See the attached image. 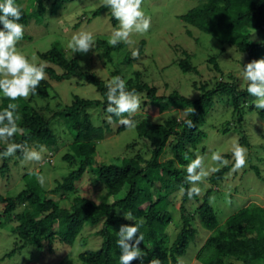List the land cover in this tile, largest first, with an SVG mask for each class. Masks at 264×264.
Wrapping results in <instances>:
<instances>
[{"label": "trees", "instance_id": "16d2710c", "mask_svg": "<svg viewBox=\"0 0 264 264\" xmlns=\"http://www.w3.org/2000/svg\"><path fill=\"white\" fill-rule=\"evenodd\" d=\"M20 1L14 0L16 4ZM35 1L37 9L31 13L23 7L21 9L22 19L19 22L24 26L32 14L36 17V22L40 23L48 9L47 3H50L49 14L53 15L65 2L71 0ZM3 2L4 0H0V3ZM105 11L109 14L111 24L117 27L118 21L107 7L101 5L92 15L94 17ZM180 19L210 34L223 47L234 46L237 51L244 54L248 62L264 58V0H198L195 6L180 15ZM2 27L0 24V28ZM252 34L258 38L254 39ZM27 37L24 34L22 38ZM144 42V39L138 42L140 56L143 54ZM95 44L102 50L107 62H111L112 52L123 47L122 42L113 47L106 40L99 38ZM183 53V58L174 61L179 69L182 72L199 74L197 66L190 60V54L187 51ZM39 58L41 62L47 64L45 69L47 78L41 81L35 93L30 94L28 99L10 101L0 93V111H3L8 103H16L17 113L21 117L18 124L24 132L14 136L11 142L27 145L31 143L36 147L40 145L49 147L57 143V136L50 123L54 118H63L74 131V138L62 159L70 165L76 164L77 167L48 190L41 188L36 178L37 172L34 171L22 175L25 185L16 195L0 194L2 207L0 224L11 220L17 223L11 228L17 240L1 259L11 257L27 245L37 249L46 248L50 252L53 250L52 244L55 240L71 245L85 224L95 226L100 223L101 227L95 233L102 238L101 246L98 249L83 250L79 253L78 259L81 264H120V249L117 247V232L120 226L143 221L140 224V233L144 239L140 248L145 255L142 262L134 260L132 264H148L149 260L157 258L161 264H179V257L186 253L189 243L195 238L197 230L193 220L197 219L203 228L210 231L196 253V259L200 264H264V205L250 202L229 215L223 225L219 226L216 212L209 203L214 188L212 185L205 187L201 196H193L192 199L188 198L186 191L181 193L178 210L180 229L173 241L166 232V227L173 216L168 198L182 187L185 190L190 187L185 182L186 167L190 159L195 158L193 150L206 137L202 126L216 101L225 99L228 110H231L232 117L223 123L222 133H228L232 128L233 132L242 137L240 145L250 147L248 136L243 132L245 110L256 113L259 121L264 122V110L256 109L254 107L256 98L247 93L248 81L242 87L238 85L233 75L231 79L224 80L223 71L215 56H209L208 61L214 73L221 77L218 80L216 77L214 82L200 80L194 82L193 87L198 90L196 96H185L178 90L169 93L159 92L156 85L142 79L140 70H135L134 77L127 80L126 85L128 90H135L140 95L142 108L146 105L157 107L161 113L168 111L169 108H176L183 111V115L179 118L169 116L162 121L152 120L145 111L133 116L132 119L137 122L135 127L137 136L149 145L150 156L145 158L137 152L129 157H123L119 163L111 162L95 167L96 180L106 188L108 194L115 195L125 188L123 196L110 203H96L90 198L75 195L68 207H62L52 194L65 195L77 192L76 183L95 156L96 141L103 139L106 132L111 130L106 121L102 126H94L87 111L92 105H100L106 113L107 87L94 72L80 69L77 58H68L65 49L56 42L48 50L39 53ZM134 60L132 54L127 53L123 62L130 64ZM56 67L61 72H57ZM112 75L123 78L118 70ZM72 77L94 85L102 99H84L75 95L69 105L55 111L48 118L41 110L31 105V100L35 96L43 99L49 97L50 84L47 79L60 81ZM190 108L195 109V114L185 115L186 110ZM119 119L120 117L113 116L112 121L116 122ZM186 119H191L194 126L189 128L184 123ZM124 129L126 127L119 125L116 132ZM5 148L4 142L0 141V153ZM166 149L170 155L161 161L160 157ZM185 153L190 159L184 158ZM222 155L225 160L230 158V153ZM252 155L257 159L256 154L252 152L248 157ZM15 156L23 158L19 151ZM214 164L220 171L210 174L211 184L231 169L230 163L227 166L216 162ZM249 167L264 183V176L259 167L254 164ZM8 168L9 164L4 159L0 166L1 176L8 172ZM188 203L193 205L194 212L189 211ZM19 205L22 206L21 210L15 212ZM124 213H132L133 221L126 220Z\"/></svg>", "mask_w": 264, "mask_h": 264}, {"label": "rangeland", "instance_id": "374dc122", "mask_svg": "<svg viewBox=\"0 0 264 264\" xmlns=\"http://www.w3.org/2000/svg\"><path fill=\"white\" fill-rule=\"evenodd\" d=\"M197 2L198 0H143L142 9L146 16L151 17L150 29L143 35L134 33L131 37L134 43L131 45L122 42V49L112 52L111 62L105 60L102 50L97 48L96 44L93 49L95 53L90 50L86 54H73L67 48V42L74 33L90 31L94 34L95 41L98 38L107 41L112 31L119 26V22L117 27L111 24L107 11L93 17V11L102 5V0L67 1L53 15L49 14L50 3L46 2L48 9L46 8L47 11L40 23L36 22V17L33 14L30 16L27 25H25L24 33L28 37L27 39L22 38L18 42L17 50L29 58L30 62L38 64L41 63L39 53L48 50L56 42L65 49L68 58H77L80 69L94 72L106 85L115 76L112 74H115L117 70L126 81L134 77L133 72L135 70H140L142 79L149 84L156 85L159 92L169 93L172 90H178L185 96L198 94V90L193 87V83L196 81L214 82L216 77L217 80L220 79L221 76L214 73L211 63L208 61L209 56H215L223 71L224 80L231 79L233 75L237 79L238 85L243 87L246 82L243 78V67L248 63L244 54L237 51L234 46L223 47L210 34L202 32L180 19V15L195 6ZM17 4L29 13L37 9L35 0H21ZM252 37L258 38L255 34H252ZM142 39L145 42L140 58L135 59L130 64L124 63V56L127 53L132 54L133 49H137L138 42ZM183 51L190 54V60L197 66L199 74L182 72L174 62L184 57ZM56 68L57 72H61L58 67ZM229 73L231 75H228ZM47 80L50 84L49 97L43 99L35 96L31 100V105L41 110L47 118L55 111L69 105L75 95L84 99H102L94 85L79 81L76 77L60 81ZM87 111L94 126H102L104 121L108 122V114L103 111L100 105H92ZM140 111L147 112L152 120L160 121L169 116L179 118L183 115V111L176 108H169L168 111L161 113L157 107L148 105L144 108L140 106ZM244 114L245 128L243 132L248 136L250 145V147L242 145L247 149L244 168L237 171L232 170L234 164L232 147L234 143H239L242 137L233 132L232 128L228 133H222L223 123L232 117L231 110H228L225 104V99L216 101L209 111L208 119L202 126L206 132V137L193 150L194 157L196 155L205 157L204 166L206 169L216 167L211 159L213 152L230 153V158L227 161L231 164V169L223 173L222 177L214 184H210L209 176L198 185L202 194L205 187L214 186L209 203L216 212L219 226L223 225L229 215L250 202L264 205V183L249 167L253 164L257 165L264 176V122L259 121L254 112L245 110ZM119 120L112 123L108 122L111 130L106 132L103 139L96 141L95 156L92 163L87 165L81 179L76 183L77 192L65 195H63L64 193L52 194L60 206L68 207L75 195L90 198L96 203H110L123 196L125 188L115 195L108 194L106 188L96 180V165L111 162L119 163L123 157H129L137 152L148 158L150 149L144 140L139 139L135 128H126L116 132V128L120 125ZM50 126L57 136V143L45 147L47 151L41 162H25L24 157L19 159L16 156L6 159L9 168L4 176L0 174V194L3 196L16 195L25 185L22 175L34 171L45 177V187L41 188L48 190L57 181H61L62 177L67 175L69 171L77 167L76 164L70 165L62 159V156L69 150V144L73 141L74 131L60 117L52 119ZM260 132H263V135ZM129 144L132 146H128ZM29 147L39 149L31 143ZM50 151L53 153L52 162L49 163L47 157ZM251 152L256 154L257 159L253 155L248 157ZM168 155L170 153L166 149L160 160L163 161ZM3 161L4 159L0 158V166ZM152 192H155L154 187ZM45 195L47 196V192ZM180 195L181 191H176L168 198L171 202L170 210L173 216L172 221L166 227V232L171 241L175 239L181 224L178 211ZM1 208L0 205V211ZM21 208L22 206H17L15 212L20 211ZM187 208L190 212H194L191 203H188ZM16 224L14 220L0 224V264H81L78 259L79 253L85 249H98L102 243V238L95 233L101 227L100 223L95 226L85 224L71 245L55 240L51 252L46 248L37 249L27 245L11 257L1 259L12 249L17 240V236L11 231V228ZM193 225L197 230L195 238L189 243L186 253L179 257V264H200L196 259V253L210 231L203 228L197 219L193 220Z\"/></svg>", "mask_w": 264, "mask_h": 264}, {"label": "clouds", "instance_id": "9594fccd", "mask_svg": "<svg viewBox=\"0 0 264 264\" xmlns=\"http://www.w3.org/2000/svg\"><path fill=\"white\" fill-rule=\"evenodd\" d=\"M143 0H102V6L111 10L112 16L119 22V26L114 29L107 40L110 46L115 47L118 43L131 45L134 41L131 39L134 33L145 34L151 27V17L146 16L142 9ZM22 6L16 4L14 0H4L0 3V93L10 101H16L20 98L27 99L30 94H34L41 81L47 78L45 62L39 64L30 62L23 53L17 50V44L25 33V26L19 21L22 19ZM95 46L94 34L90 31H80L74 33L67 42V48L72 53L86 54L93 51ZM94 52V51H93ZM95 53V52H94ZM132 56L139 59L138 49H133ZM242 57V56H241ZM243 78L248 81L247 93L255 97L254 107L264 110V58L254 59L243 67ZM107 87V107L105 109L107 120L112 123L113 116L120 117L119 124L128 129H134L137 122L132 119L139 110L141 98L135 90H128L126 80L119 75L114 76L106 85ZM18 105L8 103L3 111H0V141L6 145L5 150L0 153V158L7 159L14 157L19 151L23 154L25 162H41L47 149L40 145L39 149L29 147L24 143L11 142L16 135L23 134L24 130L18 124L21 119L17 113ZM127 113V116L125 114ZM195 114V109L186 110L185 115ZM155 119V118H154ZM184 123L193 127L191 119H186ZM52 151L47 157V162H52ZM247 149L238 142L232 147V156L234 164L232 170L237 171L246 166ZM184 158L190 159L187 153ZM21 159V158H19ZM213 162L219 165L227 166L228 161L223 158L219 152H213L211 155ZM205 157L196 155L190 159L186 167L185 182L190 187L185 190L180 189L181 193L186 191L189 199L193 196L202 195V190L198 186L207 179L211 173L220 171L219 167L205 168ZM37 181L41 187H45V177L36 174ZM211 184V183H210ZM126 220L133 221L132 213H124ZM140 223L122 224L117 232V247L120 249V264H132L134 260L143 261L145 253L140 248L144 239L140 233ZM148 264H161L157 259L149 260Z\"/></svg>", "mask_w": 264, "mask_h": 264}]
</instances>
